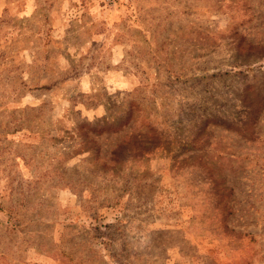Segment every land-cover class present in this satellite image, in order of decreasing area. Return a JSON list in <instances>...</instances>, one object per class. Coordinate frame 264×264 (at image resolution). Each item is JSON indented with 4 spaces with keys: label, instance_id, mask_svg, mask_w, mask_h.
<instances>
[{
    "label": "rangeland",
    "instance_id": "rangeland-1",
    "mask_svg": "<svg viewBox=\"0 0 264 264\" xmlns=\"http://www.w3.org/2000/svg\"><path fill=\"white\" fill-rule=\"evenodd\" d=\"M0 264H264V0H0Z\"/></svg>",
    "mask_w": 264,
    "mask_h": 264
}]
</instances>
